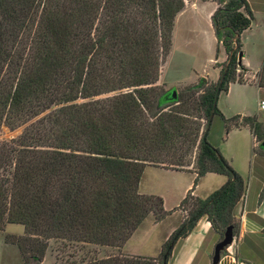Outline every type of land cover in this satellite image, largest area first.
<instances>
[{
    "label": "trees",
    "instance_id": "trees-1",
    "mask_svg": "<svg viewBox=\"0 0 264 264\" xmlns=\"http://www.w3.org/2000/svg\"><path fill=\"white\" fill-rule=\"evenodd\" d=\"M212 1L225 92L243 82L240 35L253 17L245 0ZM183 7L184 0H0V127L47 113L30 123L40 128L0 142V231L23 228V236L4 237L23 264H40L51 239L121 248L149 214L162 220V199L138 193L147 166L194 173L177 208L182 223L157 258L120 255L92 264H167L176 241L202 217L219 240L227 228L238 234L233 210L245 184L203 137L217 83L200 78L184 92L198 95L183 101L174 88L157 86ZM212 114L226 133L247 126L264 142L255 116L226 119L217 107ZM198 120L206 122L203 132ZM207 173L227 181L202 200L192 192Z\"/></svg>",
    "mask_w": 264,
    "mask_h": 264
},
{
    "label": "crops",
    "instance_id": "crops-1",
    "mask_svg": "<svg viewBox=\"0 0 264 264\" xmlns=\"http://www.w3.org/2000/svg\"><path fill=\"white\" fill-rule=\"evenodd\" d=\"M245 1L253 18L249 28L240 35V64L244 68L243 82L230 83L227 91L220 92L216 107L226 119L233 116H255L258 122L263 125L264 131V86L258 84V75L264 67V0ZM199 4L201 7L207 5L208 30L205 31V34H208L211 41L205 45L206 60H204V64L184 76L181 75L182 82L178 83V87H175L182 88V90L196 85L200 78L215 83L220 78L218 65L226 61V54L222 47L219 48L218 55H215L217 40L210 18L216 10L217 4L212 0H191L184 5L175 17L172 41H174V32L178 22L187 13L199 12ZM162 78L163 72L160 74L159 80L161 81ZM163 81L168 85L171 84V81L165 79ZM246 91L252 93V100L256 103L253 111L249 108L250 101L245 95ZM261 104H263L262 108ZM215 117L212 118V122ZM218 119L224 128L223 121L219 117ZM242 132L249 133L244 142L239 144L236 134ZM211 145L215 147L214 144ZM221 146L224 148V150L218 149L221 156L242 178L245 190L233 210V216L240 224L238 234L233 237L232 244L222 250L216 264H264V155L262 154L264 149L254 139L249 128L241 125L230 128L225 134V138L221 140ZM148 169L162 173V177L168 176L170 181L165 182V178L163 183L159 182L155 189L152 187L147 193L140 195L160 197L164 210L168 214L160 221H156L155 217L149 214L132 233L120 252L130 256L157 258L164 243L182 223L184 214L177 208L186 193L192 189L195 175L190 171L149 166L144 168L142 175ZM181 177L183 178L181 179ZM141 181L140 179L138 193ZM226 181V177L222 175L207 173L198 180L192 194L204 200L220 189ZM218 241V235L212 230L206 217H202L187 237L176 241L167 264H213V250Z\"/></svg>",
    "mask_w": 264,
    "mask_h": 264
},
{
    "label": "rangeland",
    "instance_id": "rangeland-1",
    "mask_svg": "<svg viewBox=\"0 0 264 264\" xmlns=\"http://www.w3.org/2000/svg\"><path fill=\"white\" fill-rule=\"evenodd\" d=\"M190 1L191 0H184V5ZM199 6V12L187 13L178 22L174 32V41H172L170 53L166 62L161 67L160 74L163 72V78L161 81L158 80L157 82V86L161 87L165 91L174 88L179 100L181 101L193 97L195 98L198 95V93H194V95L192 93H184L187 88L182 90V88L176 87H178V83L182 82L181 75L184 76L185 74L192 72V70L196 69V67L204 64V60H206L205 45L211 41L208 34H205V31L208 30V23L206 21L207 5L201 7L199 4ZM163 79L171 81V84L168 85L164 83ZM206 82L208 85H214L218 81L213 83L206 80ZM245 95L249 98V108L253 111L256 103L252 100V93L246 91ZM45 114L47 113L45 112L40 114L32 121H29L24 125H20L17 128H14L16 125L12 126L6 123L3 124L0 127V142H7L12 139L14 140L18 138L24 130L30 131L31 129L40 128L42 124H32V126H30V123L39 120ZM192 114L195 117L200 116L197 111H194ZM198 122L200 123L203 132L206 122L205 120H198ZM225 133V126L223 128L218 117H215L209 127L207 140L211 144H214L217 149L224 150L223 146H221V140L225 138ZM248 133L242 132L236 134L239 144L244 142ZM228 151L230 153V150ZM188 161L190 164L194 162L193 158H190ZM164 166L167 165L165 164ZM164 166L160 165V167ZM161 174L162 173L153 169H148L146 173L142 175V183L139 188V194L147 193L152 187L155 189L159 182L163 183L165 178V182L170 181L168 176L165 175L162 177ZM182 178L183 177H181V179ZM189 209L190 207L188 206L187 211H189ZM6 235L23 236V228L19 225H5L3 231H0V264H23L21 255L16 246L5 243L4 237ZM121 248L100 247L67 240L51 239L47 243V249L40 264H92L95 261L97 262L98 260L106 259L107 257L125 255L120 252Z\"/></svg>",
    "mask_w": 264,
    "mask_h": 264
},
{
    "label": "water",
    "instance_id": "water-1",
    "mask_svg": "<svg viewBox=\"0 0 264 264\" xmlns=\"http://www.w3.org/2000/svg\"><path fill=\"white\" fill-rule=\"evenodd\" d=\"M240 57H241V55H240ZM222 78H223V75L220 76V78H219V80L217 82V88H216V93H215V102L213 104L212 113H213V110H214V108L216 107V104H217V99H218V95L220 93V85H221V82H222ZM175 95L176 94L173 93L174 97H175ZM212 113H211V115L209 117V120L207 122L206 130H205V132L203 134V137H205L207 135L208 129H209L210 124L212 122V118H213V114ZM261 147L264 149V142L261 144ZM232 242H233V235H232V232H231V228H227L222 240L217 242L216 245L214 246L213 257H212L213 264H216V262L219 260L222 250L227 248L228 246H230L232 244Z\"/></svg>",
    "mask_w": 264,
    "mask_h": 264
},
{
    "label": "built area",
    "instance_id": "built-area-1",
    "mask_svg": "<svg viewBox=\"0 0 264 264\" xmlns=\"http://www.w3.org/2000/svg\"><path fill=\"white\" fill-rule=\"evenodd\" d=\"M263 107V104H261V108Z\"/></svg>",
    "mask_w": 264,
    "mask_h": 264
}]
</instances>
